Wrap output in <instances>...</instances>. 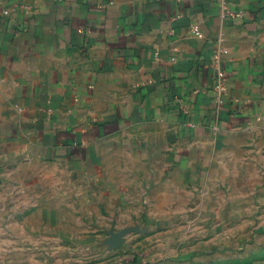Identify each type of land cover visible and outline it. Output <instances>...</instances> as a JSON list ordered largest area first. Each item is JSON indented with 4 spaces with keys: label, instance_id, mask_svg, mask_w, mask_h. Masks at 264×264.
Returning a JSON list of instances; mask_svg holds the SVG:
<instances>
[{
    "label": "crops",
    "instance_id": "obj_1",
    "mask_svg": "<svg viewBox=\"0 0 264 264\" xmlns=\"http://www.w3.org/2000/svg\"><path fill=\"white\" fill-rule=\"evenodd\" d=\"M252 177L264 0H0L1 260L120 264L170 195Z\"/></svg>",
    "mask_w": 264,
    "mask_h": 264
},
{
    "label": "rangeland",
    "instance_id": "obj_2",
    "mask_svg": "<svg viewBox=\"0 0 264 264\" xmlns=\"http://www.w3.org/2000/svg\"><path fill=\"white\" fill-rule=\"evenodd\" d=\"M250 179L224 192L190 185L181 202L170 195L166 218L146 225L138 240L127 237L121 260L138 254L143 264H264V186Z\"/></svg>",
    "mask_w": 264,
    "mask_h": 264
},
{
    "label": "built area",
    "instance_id": "obj_3",
    "mask_svg": "<svg viewBox=\"0 0 264 264\" xmlns=\"http://www.w3.org/2000/svg\"><path fill=\"white\" fill-rule=\"evenodd\" d=\"M220 12H221V14H224V15H234L236 17L243 16V14H241V13H237L236 14L234 12L233 13L228 12L226 4H222ZM193 32L199 37H202V35H203L201 30L199 29L198 24L193 26ZM220 78L221 79L219 80V82H218V84L216 86V89H217L218 94H219L218 101L221 103L222 100H223L221 95L226 93V87L224 85V80H223L224 76H223V74H220ZM120 264H129V262L127 260L126 261L125 260H121ZM138 264H143V263L140 260Z\"/></svg>",
    "mask_w": 264,
    "mask_h": 264
},
{
    "label": "trees",
    "instance_id": "obj_4",
    "mask_svg": "<svg viewBox=\"0 0 264 264\" xmlns=\"http://www.w3.org/2000/svg\"><path fill=\"white\" fill-rule=\"evenodd\" d=\"M137 260H138V257L136 255L132 260L129 261V264H138L140 260L139 261Z\"/></svg>",
    "mask_w": 264,
    "mask_h": 264
}]
</instances>
